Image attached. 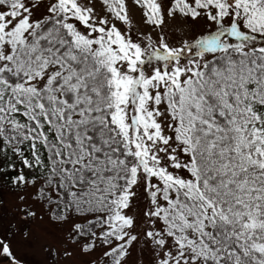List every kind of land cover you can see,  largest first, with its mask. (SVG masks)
<instances>
[{
    "label": "snow or ice",
    "instance_id": "obj_1",
    "mask_svg": "<svg viewBox=\"0 0 264 264\" xmlns=\"http://www.w3.org/2000/svg\"><path fill=\"white\" fill-rule=\"evenodd\" d=\"M0 264H264V0H0Z\"/></svg>",
    "mask_w": 264,
    "mask_h": 264
}]
</instances>
